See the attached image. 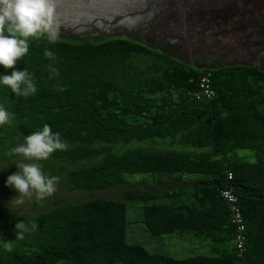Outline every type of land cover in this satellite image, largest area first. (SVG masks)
I'll return each instance as SVG.
<instances>
[{"label":"trees","instance_id":"1","mask_svg":"<svg viewBox=\"0 0 264 264\" xmlns=\"http://www.w3.org/2000/svg\"><path fill=\"white\" fill-rule=\"evenodd\" d=\"M28 43L14 69L32 74L36 93L25 98L0 85V107L15 113L0 126V189L20 162L39 163L69 190L130 183L132 174L150 176L141 184H165L124 186L120 198L26 202L46 206L30 213L0 206V264H264V71L239 63L200 68L162 43L119 34H58L53 44L41 32ZM14 69L0 65V75ZM206 71L208 98L199 95ZM44 124L61 134L66 151L41 161L8 155ZM225 188L237 197L241 250ZM134 201L135 221L151 235L190 234L206 250L175 257L128 240Z\"/></svg>","mask_w":264,"mask_h":264},{"label":"rangeland","instance_id":"2","mask_svg":"<svg viewBox=\"0 0 264 264\" xmlns=\"http://www.w3.org/2000/svg\"><path fill=\"white\" fill-rule=\"evenodd\" d=\"M215 1L225 4L219 8V12H214V14L212 13L213 11H210L211 6L204 9L202 8L204 6L200 5V3ZM153 3H159L161 6L166 7V10H158L159 7L154 6ZM190 3H196V5L193 6ZM52 4L51 23L53 28L58 30V34L62 36L101 37L109 34H119L133 37L146 43L159 42L166 46L168 45L167 47L171 49L172 54L180 55L184 60L197 66L201 65L197 64L201 57L208 58L210 54H195L194 47L200 46L201 39H203L206 45H209L205 47L203 44L205 52L215 49V46H212L213 36L211 34V27H215L213 19L216 22L218 14L219 16L220 14L222 16L225 15L229 21H232V19L235 21L234 28L236 33L234 36L231 33L217 34V37L222 44H225V46L229 45L227 49H229L230 57H234L236 51H242L244 47H248L252 62L259 63V60H264V45L259 43L258 45H253L251 48H255V50H252L248 43V37H246L249 33L246 17H250L251 13L252 15L254 13L257 18L264 16V0H52ZM262 22L261 29H264V19ZM240 23L243 24L242 27ZM253 28L251 29L256 31V28ZM201 29L204 30L203 35L199 34ZM257 41H260V37H258ZM211 59L209 58V60ZM142 177L149 178L150 176L147 174H132L127 177L131 179L130 183L90 190H69L58 182L55 192L51 195L33 193L31 196L17 194L2 198L0 194V206L30 213L46 207L42 205L32 207L26 203L33 200L43 201L54 196H60L68 201H80L90 195L120 198V189L124 186H146L158 191L165 184H141L138 179ZM166 184L172 185L170 182H166ZM139 215L140 211L137 202L129 203L126 214L127 219L130 221L126 226L127 239L143 244L148 250L167 252L172 256L182 257L197 252H204L208 246L206 241L196 239L185 233H166L153 236L142 224L135 221ZM162 242L164 243L162 244Z\"/></svg>","mask_w":264,"mask_h":264},{"label":"clouds","instance_id":"3","mask_svg":"<svg viewBox=\"0 0 264 264\" xmlns=\"http://www.w3.org/2000/svg\"><path fill=\"white\" fill-rule=\"evenodd\" d=\"M53 13L52 0H0V65L13 68L17 60L29 51L28 38L38 33L47 34L49 43H55L58 30L51 23ZM7 33V35L5 34ZM47 58H54L53 53L45 49ZM55 75L58 71L52 69ZM0 85L11 89L16 96L28 97L37 91L31 73L23 70H13L11 74L0 75ZM15 113L0 107V126L11 124ZM68 145L61 139L59 132H53L48 124L42 129L24 136L23 142L11 148L8 155H19L27 161L47 160L55 151H66ZM17 171L9 175L6 184L0 189V194L6 189L10 192L2 196H31L33 193L51 195L56 190L58 177L45 175L39 163H16ZM36 201V200H33ZM38 201V200H37ZM35 228V225L32 226ZM17 236L22 238L25 224L18 221L15 225ZM8 250H11L10 245Z\"/></svg>","mask_w":264,"mask_h":264},{"label":"bare ground","instance_id":"4","mask_svg":"<svg viewBox=\"0 0 264 264\" xmlns=\"http://www.w3.org/2000/svg\"><path fill=\"white\" fill-rule=\"evenodd\" d=\"M149 3H150V1H148ZM154 2V1H153ZM148 3V4H149ZM180 3V2H179ZM133 4V3H132ZM181 4V3H180ZM190 4H192L193 6H195L196 5V3H190ZM199 4V3H198ZM224 4L225 3H223V2H217V1H215V2H210V3H208V2H204V3H200V5L201 6H204V7H202V8H204V9H206V8H208V7H210L211 6V9H210V11H213L212 13L214 14V12L215 13H217V11L219 10V8L220 7H222V6H224ZM153 5L154 6H156V7H159V9L158 10H166V7H163V6H161L159 3H153ZM153 7V6H152ZM154 8V7H153ZM199 8V7H198ZM225 8V7H224ZM223 8V9H224ZM136 9V8H135ZM190 9V8H189ZM199 10H200V8H199ZM196 11H198V9H196ZM166 12V11H165ZM219 12V11H218ZM236 13V15H238V13L237 12H235ZM223 14V13H222ZM241 14V13H240ZM224 15V14H223ZM257 15V14H256ZM216 16V15H215ZM221 16V17H220ZM220 16H219V14H218V16H217V21L215 22V19H213V23H214V25H215V27L214 28H212L211 27V30H212V32H211V34H212V36H213V40H212V43H213V45L212 46H215L214 48L216 49L217 48V50H215V49H211V51H207V52H205L204 51V49H203V44L205 45V47H208L209 45L207 44L206 45V43L203 41V39H201V42H200V46H195L194 48H195V50H194V53L196 54V53H198V54H201V53H205V54H210L209 55V57L207 58V57H201V59H199V63H197V64H201L200 65V68L201 67H205V66H220V65H225V64H233V60H235L234 59V57H230V53H229V49H227L228 48V46H225V44H222L220 41H219V39H218V35L217 34H220V35H223V34H225V33H228V34H230L231 33V35H235V28H234V25H235V21L232 19V21H229L228 20V18L224 15V16H222L221 14H220ZM262 18L264 19V16H262ZM221 19V21H219ZM246 19L248 20V29H249V33H248V35L246 36V37H248V43H249V46H250V48L254 45H258V43L260 44V45H264V29H263V32H262V23H261V21L263 20V19H261L260 17L259 18H257L256 16H254V13H253V15H252V13H251V15H250V17H246ZM153 20V19H152ZM240 25H241V27L243 26V24L242 23H240ZM222 26H224V27H222ZM253 27H255L256 28V31L255 30H253L254 28ZM251 28H253V29H251ZM203 31L204 30H202L201 29V31L199 32V34L200 35H203L204 33H203ZM258 37H260V41L258 42L257 40H258ZM229 38V37H228ZM230 40V39H229ZM246 40H247V38H246ZM254 40V41H253ZM168 46V45H167ZM260 48V47H259ZM252 50H255V48H251ZM204 54V55H205ZM176 55V54H175ZM198 57V56H197ZM209 58H212L211 60H209ZM230 58H232V59H230ZM190 59V58H189ZM192 61H193V59H192ZM191 63V62H190Z\"/></svg>","mask_w":264,"mask_h":264},{"label":"built area","instance_id":"5","mask_svg":"<svg viewBox=\"0 0 264 264\" xmlns=\"http://www.w3.org/2000/svg\"><path fill=\"white\" fill-rule=\"evenodd\" d=\"M199 86H200L199 95L207 97V98L211 97L213 95L214 91H213L212 87L210 86L209 73L207 71L203 72V74L200 76ZM221 195L230 204L232 218L236 222V226H237V231H236V235H235V242H236V246L239 248V250H241L242 249V240H243L242 230L244 228V225H243L242 218L240 215L239 207L236 203L237 197L228 188L223 189L221 191Z\"/></svg>","mask_w":264,"mask_h":264},{"label":"flooded vegetation","instance_id":"6","mask_svg":"<svg viewBox=\"0 0 264 264\" xmlns=\"http://www.w3.org/2000/svg\"><path fill=\"white\" fill-rule=\"evenodd\" d=\"M243 48V47H242ZM234 61H245V62H252V56L249 54L247 48H243L242 51H236L234 56Z\"/></svg>","mask_w":264,"mask_h":264},{"label":"water","instance_id":"7","mask_svg":"<svg viewBox=\"0 0 264 264\" xmlns=\"http://www.w3.org/2000/svg\"><path fill=\"white\" fill-rule=\"evenodd\" d=\"M260 18L261 19H263L262 18V16H260ZM261 23H262V25H263V22L261 21ZM262 32H263V29H262ZM245 45H247L246 43H245ZM248 48V47H247ZM249 50V49H248ZM250 51V50H249ZM237 63H239V64H247V65H255L256 67H258V68H260L262 71H264V60L263 59H261V60H259V63H256V62H245V61H234L233 62V64H237Z\"/></svg>","mask_w":264,"mask_h":264},{"label":"crops","instance_id":"8","mask_svg":"<svg viewBox=\"0 0 264 264\" xmlns=\"http://www.w3.org/2000/svg\"><path fill=\"white\" fill-rule=\"evenodd\" d=\"M164 242H162V244H163ZM150 250V249H149ZM148 250V251H149ZM163 251H165V250H163ZM149 252H158L157 250H155V251H152V250H150ZM167 253V252H166Z\"/></svg>","mask_w":264,"mask_h":264}]
</instances>
